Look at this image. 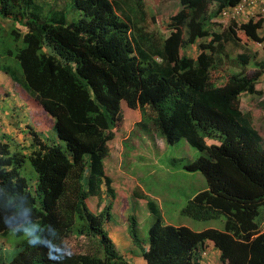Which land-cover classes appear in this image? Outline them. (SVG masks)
<instances>
[{"label": "trees", "instance_id": "1", "mask_svg": "<svg viewBox=\"0 0 264 264\" xmlns=\"http://www.w3.org/2000/svg\"><path fill=\"white\" fill-rule=\"evenodd\" d=\"M30 1L0 0L1 16L24 26L22 34L13 31L24 46L15 54L7 50L19 68L10 72L11 65L0 62V70L46 112L55 138L31 127L27 142L16 146L0 136V177L14 178L41 222L59 230L65 240L59 264H133L119 254L105 227L113 200L105 203L103 196H116L104 160L123 122V102L139 111L134 124L142 132L153 130L165 144L183 138L201 152L183 167L200 171L208 186L181 214L224 219L222 229L195 231L164 222L158 205L145 200L155 217L147 239L134 214L126 225L145 264H200L208 243L219 250L222 264H264V225L255 220L264 205V137L240 108L244 93L264 92V57L251 60L238 52L241 37L261 39L263 18L241 25L222 19L221 12L239 0H178L167 36L151 38L150 55L138 56L116 0H71L81 12L71 22L64 8L54 18L27 17ZM27 161L34 176H26ZM46 252L26 240L0 264H53Z\"/></svg>", "mask_w": 264, "mask_h": 264}, {"label": "rangeland", "instance_id": "2", "mask_svg": "<svg viewBox=\"0 0 264 264\" xmlns=\"http://www.w3.org/2000/svg\"><path fill=\"white\" fill-rule=\"evenodd\" d=\"M116 1L119 15L123 19L126 18L130 24L129 38L134 44L135 52L138 56L150 55L148 48H151V38L153 41L157 39L163 41L167 36L166 22L178 9V0ZM57 8L62 9L68 22L77 21L80 17V11L74 8L71 0H64L62 6H57L55 0H31L25 11L27 17L54 18V12L55 17L59 15L56 13ZM23 29L24 26L18 25L13 17H4L0 14V62L11 65L10 72L13 71L12 67L18 69L19 66L15 63L17 60L13 55L8 56L7 50L15 54L18 48L24 46L22 36L13 32L22 34ZM259 33L263 37L264 22ZM241 39L243 47H238V52L247 53L251 60L253 58L261 60L264 57L263 47L256 45L253 41L245 40V37ZM186 53L195 55L192 49L186 50ZM251 70L253 68L248 67V71ZM12 75L15 76V73ZM122 108L126 125L122 122L123 126L121 125L116 136L109 141L110 155L105 164L106 174L112 179L117 196L113 198L108 194V198L104 199L105 203L109 199L113 200L110 209L112 218L105 225L107 231L113 232L120 226L125 227L127 216L132 213L138 220L142 238L146 240L148 227L155 217L148 212L145 200H151L158 205L159 215L166 223L184 225L195 231L209 227L222 229L223 217L200 221L184 216L180 212L190 198L208 186L207 180L200 171H188L183 167L184 163L194 161L201 152L190 146L183 138L174 144H165L153 130L150 134L142 132L141 128H136L134 124L139 111L133 109L130 111L125 102L122 103ZM240 108L243 113L249 114L251 125L260 136L264 137V92L262 95L252 96L243 94L240 98ZM127 115L132 117L127 118ZM36 119L45 124V116L36 117ZM41 129L46 137L55 138V132L50 127H41ZM58 142L64 145L61 140ZM25 166L26 176H34L28 161ZM255 220L260 226L264 225V205L259 206ZM26 240L27 238L22 234H13L9 230L0 232V258L9 262L22 249Z\"/></svg>", "mask_w": 264, "mask_h": 264}, {"label": "crops", "instance_id": "3", "mask_svg": "<svg viewBox=\"0 0 264 264\" xmlns=\"http://www.w3.org/2000/svg\"><path fill=\"white\" fill-rule=\"evenodd\" d=\"M63 1L64 0H57V6H62ZM40 116H45V124L48 120L47 125H43L40 120L36 119V117L38 118ZM139 119L140 114L139 116L138 114H136L134 123ZM124 124L125 122L123 120V125ZM48 126L49 117L47 116L46 112L41 107L35 104L33 99H31L24 92L18 82L14 81L9 76V74H6L4 71L0 70V136L5 137L11 145L16 146V144H19V142H27L30 127L31 129L36 130L39 133L45 134V132L42 131L41 127L47 128ZM106 159L107 158H105L104 160L105 172ZM103 196L105 197V199L108 198L107 194ZM116 197L117 196H115V198ZM148 212L150 213L149 209ZM109 235L115 243L119 254L125 257L127 261L133 264H145L144 258L141 256L139 250L137 249V247H135V245L129 238L126 226H120L118 230L114 229L113 232L109 231ZM219 254V250L216 249L212 243H208V249L202 253L200 264H222L219 259Z\"/></svg>", "mask_w": 264, "mask_h": 264}, {"label": "clouds", "instance_id": "4", "mask_svg": "<svg viewBox=\"0 0 264 264\" xmlns=\"http://www.w3.org/2000/svg\"><path fill=\"white\" fill-rule=\"evenodd\" d=\"M258 17H262L264 22V15L262 16L260 13H255L248 20L241 22L221 18L241 25L252 18ZM263 39L264 34L261 39L248 41L256 43ZM0 225L6 227L13 234H22L27 238L31 247L45 248L47 250V258L53 261V264H59L64 253V238L54 225L41 222L40 218L35 214L29 194L11 177L7 180L0 177Z\"/></svg>", "mask_w": 264, "mask_h": 264}, {"label": "built area", "instance_id": "5", "mask_svg": "<svg viewBox=\"0 0 264 264\" xmlns=\"http://www.w3.org/2000/svg\"><path fill=\"white\" fill-rule=\"evenodd\" d=\"M255 13L264 15V0H239L236 4L225 8L220 16L241 22L248 20ZM256 43L258 46L264 48V39Z\"/></svg>", "mask_w": 264, "mask_h": 264}]
</instances>
